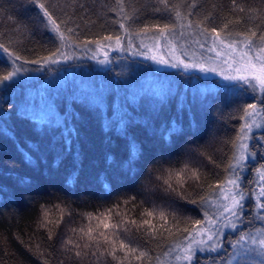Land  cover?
Returning <instances> with one entry per match:
<instances>
[{"label": "trees", "instance_id": "16d2710c", "mask_svg": "<svg viewBox=\"0 0 264 264\" xmlns=\"http://www.w3.org/2000/svg\"><path fill=\"white\" fill-rule=\"evenodd\" d=\"M169 3L179 4L182 15L193 22L211 13L205 21L209 27H218L237 15L264 12V0H238L245 8L259 10L256 13L233 12L231 0H195V7L192 0ZM48 6L58 21H68L62 29L79 25L69 35H78L83 41L118 34L123 50L113 49L106 66L98 67L93 59L95 44L85 48L69 41L61 49L69 59L54 64L16 61L15 67L21 70L0 83V264H45V260L48 264H116L111 257L99 255L104 245L99 251L92 249L97 256L83 258H76L74 251H66L62 245L69 238L83 245L72 229L89 225L86 213H105L115 204L121 205L113 210L120 216L113 215L112 223L139 220L144 209L156 210V225L162 223L159 211L174 213L180 219H202V206L188 201L198 199L204 190L188 180L185 200L166 191L164 180L171 172V183L176 186L175 173L183 170L187 177L192 168L212 173V181L217 176L223 178V165L232 151L228 141L242 123L239 109L255 101L246 87L241 89L236 83H222L180 68L157 70L139 55L141 37L134 34L135 29L156 22H175L177 33L183 31L177 40L183 57L200 49L196 39L205 43L204 48L209 46L195 25L188 28L187 20L177 21L158 0H124L123 13L116 0H49ZM124 15L132 17L125 21L131 36L120 29L118 21ZM232 27L242 30L245 25ZM0 43L28 60L46 56L60 44L31 0H0ZM10 71L11 57L0 52V76ZM169 125H174L175 131L170 139H162L161 133ZM260 136H264V128L253 132L249 147L256 156L249 158L243 173L242 187L250 194L256 185L248 181L255 180L254 169L264 164ZM132 142L140 149L138 154L130 155ZM130 197L135 200L125 205ZM56 205L71 213H65L59 227L55 224L60 218ZM45 208L52 222L48 230L39 227ZM252 213L247 211L249 217ZM257 221H246L238 230L226 232L219 253L198 251L193 264H212L213 257L217 264H264V252H251L249 259L243 260L246 246L234 251L230 243L241 232L259 227L262 222ZM97 223L92 220L91 226ZM127 226L132 229L127 239L151 256L168 261L170 256L163 255L169 247L166 243L149 241L132 225ZM49 230L55 233L51 240L47 239ZM107 234L111 236L113 230Z\"/></svg>", "mask_w": 264, "mask_h": 264}, {"label": "snow or ice", "instance_id": "6c2138e0", "mask_svg": "<svg viewBox=\"0 0 264 264\" xmlns=\"http://www.w3.org/2000/svg\"><path fill=\"white\" fill-rule=\"evenodd\" d=\"M121 6L120 11L123 13L124 0H116ZM165 9L172 11L177 21L187 20V27L199 30V35L203 36L204 41L209 44L208 52H216L217 58L223 57L221 63L227 68H222L218 75L223 79L232 82H239L236 87L241 89L247 88L251 94V99L255 102L247 103L240 107L242 115L240 119L243 121L236 130L235 136L228 141L231 144V154L227 157V162L223 165V178H217L212 181L210 177L212 173L202 174L198 168H192L190 176H185V172L179 171L175 173L177 184L174 186L172 181V173L170 172L168 178L164 180L167 185L166 191L176 193L181 199L188 200L184 191V186L188 180H192L197 187L204 190L198 199H191L188 202L192 204H199L203 211L202 219H193L191 217L178 218L176 214L169 215L165 211H159L158 215L162 223L156 225L153 219L157 212L154 209H144L139 213L140 219L121 220L117 223H112L113 215L120 216L119 212L114 213V209L120 208V204L113 205V208L106 209L105 213L93 214L86 213L85 216L89 220V225L72 229L73 233H78L79 239L84 243L75 242L69 238L64 241L62 245L66 251H74L76 258H83L89 256H97V251L104 245L103 251L99 252L100 256L111 257L116 261V264H165L159 257H153L150 252L140 247V245L132 240L126 238V234L132 229L127 225H132L135 231L141 237L147 238L149 241H162L169 247L163 253L165 257L171 256L177 264H193L197 260V252L219 253L224 247L223 237L224 229L231 228L234 231L238 230V225L249 224L253 220L264 222V164L255 168L256 179L248 181L249 184L256 183L257 189L251 191L241 186L243 179L242 173L247 168L246 162L250 157L254 158L256 152L250 150L249 141L253 138V130L264 128V12L260 15H237L233 18L225 19L220 26L209 27L205 21H208L211 13L203 18L193 22L187 17H184L180 11L179 4L170 5L169 0H158ZM31 3L37 7L42 18H46L47 25H50V31L55 34L60 44L55 47V50L49 51L46 56H38L35 60H28L20 53L0 43V52L11 57V64L13 71L7 72L6 75L0 76V83L11 79L21 69L15 67L16 61L24 60L25 63L30 64H48L57 63L59 59H69L70 57L61 51V49L68 45L71 41L79 46L87 48L90 44H95L97 50H103L106 47H111V42L114 41L115 47L123 50L121 35H98L94 39H84L81 41L79 36L69 35L75 33L76 28L66 27L62 29L61 25H66L68 21H58L53 13L49 10V0H31ZM233 12L239 13H256L257 9L245 8L238 0H231ZM192 7H195V0H192ZM155 11H161L156 8ZM132 17L124 15L123 19L118 21L120 29L125 35L131 36L130 26L125 25V21L131 20ZM253 21H259L254 23ZM247 22V23H246ZM245 27L242 30H236L233 25H242ZM181 29L185 28V24H180ZM177 24L173 23H152L145 24L143 27L136 28L134 34L141 37V47L147 48L149 51L160 52L162 47L161 41H164L163 47L167 48V57L164 55H152L149 58L160 64L178 67L182 65L185 68H200L203 72H217L216 67H205L202 63H186L181 56L177 55L179 45L177 40L181 38L184 33L181 31L177 33ZM148 40L151 43H144ZM200 48L205 47V43L200 39L194 41ZM11 44V41H9ZM128 47H132L131 39L128 40ZM91 51V49H88ZM147 56V52L139 53ZM107 55V53H105ZM209 59H213L210 57ZM105 61H101L103 63ZM26 70V69H25ZM73 132L75 130H72ZM175 131L174 125H169L164 132L161 133L162 139H170ZM71 134V133H70ZM259 139L264 140V136ZM140 149L134 142L129 145L130 155L138 154ZM111 159V158H109ZM212 160L211 157L208 158ZM215 164V161H212ZM219 167V165H217ZM185 165V169H188ZM106 190H111L107 186ZM251 199L253 203L249 205L248 201ZM135 197H130L124 201L127 205L134 201ZM207 207H203V206ZM60 210V218L55 221L57 227L63 222L64 215L67 209L60 205L55 206ZM136 208V204H132ZM212 209V211H209ZM251 210L253 215L249 217L247 211ZM70 216L71 213L67 212ZM49 212L45 208L42 213V220L39 224L40 228L48 230V225L52 223L48 220ZM148 217V218H145ZM97 220L95 227L91 226V221ZM122 225H125L122 227ZM103 229L98 231V229ZM113 230V234L109 236L107 232ZM55 233L48 231L47 239L51 240ZM118 240V243H117ZM248 240L251 245H254L261 252H264V228L250 229L248 233L241 232L234 242H230L234 248L241 245V242ZM23 243V241H21ZM71 246V247H70ZM110 246V247H107ZM39 245L35 248L39 249ZM32 250L31 246H29ZM95 248L97 251H92ZM120 253L121 255H118ZM173 253L175 255L173 256ZM234 254L230 258H235ZM212 264H217L213 257ZM221 261H225V257H220ZM45 264H48L45 260ZM225 264L227 262L225 261Z\"/></svg>", "mask_w": 264, "mask_h": 264}, {"label": "rangeland", "instance_id": "374dc122", "mask_svg": "<svg viewBox=\"0 0 264 264\" xmlns=\"http://www.w3.org/2000/svg\"><path fill=\"white\" fill-rule=\"evenodd\" d=\"M144 43H147V44H150L151 42L150 41H144ZM165 42L164 41H161V49H160V52L157 53L155 51H149L147 48H144L142 47L140 53L142 52H147L148 55L145 56V55H141L139 54L140 56H142L143 58H146L148 61H150L152 63V65L154 66L155 69L157 70H161V69H175V68H180L184 71H194V72H198L202 77H207V78H217L220 82L222 83H236L238 84L239 82H232V81H227L225 79H223L222 76L218 75V73L220 72V70L222 68L226 69L227 66L226 65H223L221 63L223 57H220V58H217V54L216 52H208V47L206 48H200L198 49L196 52H186L185 54H187L186 57H183L181 55L180 52H177V55L178 56H181V58L186 62V63H202L204 64L205 67L207 66H212V67H216L217 68V72H203L200 70V68H192V67H189V68H185L183 67L182 65L178 66V67H172L170 65H166V64H160V63H157L156 61L150 59L149 57L152 56V55H164L166 58L168 59H172L171 57H167V48L166 47H163V44ZM115 44L113 43L111 47H106L104 48L102 51L101 50H96L95 52V55L93 57V59L96 61L98 67H104L106 66L107 64V59H108V55L110 53H112L113 49H115ZM193 51V50H192ZM105 53H107V55H105ZM210 57H212L213 59H209ZM101 61H105L103 63H101ZM253 103V102H252ZM243 123V121H242ZM260 129H254L253 132L255 131H258ZM250 142V141H249ZM248 142V143H249ZM250 159H253L252 157H250ZM245 171V170H244ZM243 171V173H244ZM243 173H242V177H243ZM256 179V173L254 172V175H253ZM256 185V183H254ZM241 186H242V181H241ZM256 189H257V185H256ZM209 211H212V209H209ZM253 215V213H252ZM262 222V221H261ZM260 221H257L256 224H259ZM258 228H264V222L261 223V225L257 228H253V229H258ZM234 230L231 229V228H225L224 229V234L226 232H233ZM249 232V231H248ZM247 232V233H248ZM237 239V238H236ZM235 241V240H234ZM240 246H246V248L244 249V253L242 255V259L243 260H246V259H249V257L251 256V252H256L257 255L259 254H263V252H261L258 248H256L254 245H251L248 240H245L243 242H241V245ZM239 247V246H237ZM234 248V251L237 249ZM253 247V248H252ZM251 248V249H250ZM253 249V251H252ZM249 256V257H248ZM239 257V256H238ZM237 257V258H238ZM165 264H177L176 261H174V259H172V257L170 256L168 261L165 262Z\"/></svg>", "mask_w": 264, "mask_h": 264}]
</instances>
